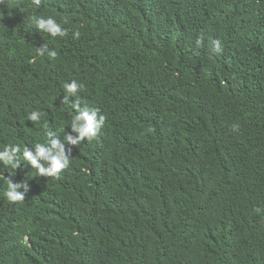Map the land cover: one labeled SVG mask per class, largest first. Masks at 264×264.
Instances as JSON below:
<instances>
[{
  "label": "trees",
  "instance_id": "trees-1",
  "mask_svg": "<svg viewBox=\"0 0 264 264\" xmlns=\"http://www.w3.org/2000/svg\"><path fill=\"white\" fill-rule=\"evenodd\" d=\"M73 80L68 102L106 117L79 145ZM48 131L71 150L58 176L22 157ZM16 145L0 264H264V0H2L0 150Z\"/></svg>",
  "mask_w": 264,
  "mask_h": 264
},
{
  "label": "clouds",
  "instance_id": "clouds-1",
  "mask_svg": "<svg viewBox=\"0 0 264 264\" xmlns=\"http://www.w3.org/2000/svg\"><path fill=\"white\" fill-rule=\"evenodd\" d=\"M2 3V0H0ZM33 3L39 7L41 0H33ZM32 20L36 28L41 32H46L52 37H65L68 35V29L62 28L60 23L52 18L47 19L32 17ZM66 22V21H65ZM74 38H78L80 33L77 31L74 34ZM200 40L197 41L199 45ZM47 46V45H46ZM221 50L220 42L213 41L211 51L213 53H219ZM39 55L43 56V50L37 49ZM50 58H55L57 52L53 51L48 54ZM83 85L78 83L76 80L70 83L64 84V89L67 93L65 95L64 104H70V106L75 110V115L71 120L72 131L77 133V137L72 139L69 136L67 139L72 145H79L85 139L92 140L95 138L102 127L106 117L100 114L99 109L89 108L87 105L81 106L79 100H75L72 103L68 102V96H75L78 91L82 90ZM42 113L40 111H32L29 113L27 119L32 122H37L41 119ZM232 131H239V124H233ZM21 149L18 145L16 146H5L3 150H0V163L8 166L12 169H17L20 166L18 153ZM71 150L69 149L66 153L64 145L61 143L57 135L52 131L46 133V140L42 143H36L32 148L25 146L23 148L22 157L24 160L28 161L34 168H36L39 174H44L48 176H58L63 170L67 169L71 163ZM46 161L49 167L46 169L40 163V161ZM20 185L13 184L7 179V190L4 195L7 201L11 204H16L24 200L23 194L18 192ZM257 213L261 212V209H255Z\"/></svg>",
  "mask_w": 264,
  "mask_h": 264
}]
</instances>
